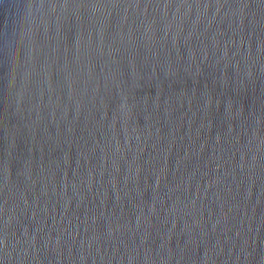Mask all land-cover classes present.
Wrapping results in <instances>:
<instances>
[{"label": "water", "instance_id": "obj_1", "mask_svg": "<svg viewBox=\"0 0 264 264\" xmlns=\"http://www.w3.org/2000/svg\"><path fill=\"white\" fill-rule=\"evenodd\" d=\"M0 264H264V0H0Z\"/></svg>", "mask_w": 264, "mask_h": 264}]
</instances>
